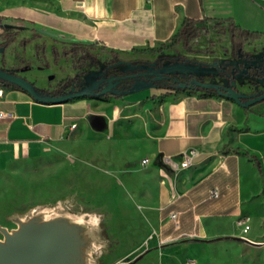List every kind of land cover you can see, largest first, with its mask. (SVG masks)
I'll return each instance as SVG.
<instances>
[{
  "label": "crops",
  "instance_id": "1",
  "mask_svg": "<svg viewBox=\"0 0 264 264\" xmlns=\"http://www.w3.org/2000/svg\"><path fill=\"white\" fill-rule=\"evenodd\" d=\"M234 5L235 0H0V34L2 26H8L4 32L16 38L39 33L117 52H142L173 43L185 19L198 28L229 20L243 28ZM251 31L264 38V32ZM18 73L38 85L27 70ZM2 87L0 163L49 159L73 146L102 160L101 170L110 180L106 200L117 203L125 190L150 208L147 199L153 196L163 223L154 227L155 239L147 241L135 264H188L194 234L243 235L254 241L261 230L256 216L264 202L255 200V192L258 177L264 189V106L242 108L219 94L157 87L49 103ZM190 151L195 156L188 167L174 170L167 163L166 157L180 161ZM76 165V182L93 183L98 165ZM246 167L254 176L249 188ZM131 185L138 189L133 191ZM213 187L219 190L217 198L209 197ZM170 211L178 212V226ZM242 216L250 223L245 233L236 223ZM232 220V229L218 230Z\"/></svg>",
  "mask_w": 264,
  "mask_h": 264
},
{
  "label": "rangeland",
  "instance_id": "2",
  "mask_svg": "<svg viewBox=\"0 0 264 264\" xmlns=\"http://www.w3.org/2000/svg\"><path fill=\"white\" fill-rule=\"evenodd\" d=\"M234 6L235 16L243 28L264 32V0H235ZM215 24L216 22H207L206 26H199V36L187 45L171 42L162 48L156 47L142 52H117L95 43L53 35L42 36L39 33L33 34L31 38H16L13 37V32L6 33L3 30L0 34V45L7 37H12V40L7 47H2L0 68L24 77L36 89L44 91L57 88L58 83L65 78L76 77L80 70L84 72L81 75L80 89L94 91L106 84L104 71L108 65L123 72L135 67L139 70L138 73L153 71L165 75L177 74L181 82L188 85L192 79L222 86H229L233 80L236 89L242 93L258 94L264 91V38L245 43L232 56L229 35L221 29H225L227 23L222 26L221 22ZM52 49L57 51L55 61ZM249 67L255 69V75L249 74ZM25 70L36 79L39 86L32 79L18 73H24ZM137 74L132 83L138 79ZM155 76L156 74L139 79L148 81ZM153 83L157 86L155 80ZM67 92L69 91H64L63 94ZM38 94L44 97L40 92ZM261 106H264V100L251 107ZM234 150L228 149L230 152ZM76 163L98 165L94 167L98 174L93 183L76 182ZM101 168H104L101 159L96 161L89 154H80L73 146L67 147V152L60 156L49 159L0 163V224L8 228L14 227L7 220V215L40 203L61 205V201L73 197L81 208L77 214L83 219L97 216L100 231L102 229V233L110 237L109 252L99 253L100 264L128 263L148 245L147 241L155 239L154 227L163 223L164 215H161L158 206L153 205V196L147 199V204H151L150 208L144 207L140 200H133L129 195L132 193L125 190L121 191L117 203L109 198L106 200L110 180L108 176H104ZM245 169H248L245 174L249 178L245 186L249 188L254 176L249 168ZM133 175L137 177L140 173L135 170ZM257 180L260 184L258 183L259 188L255 192V200L264 202L261 183L263 178L258 177ZM130 188L133 191L138 189L136 185H131ZM262 209L256 216L261 230L254 238L255 242H264ZM234 226L236 225L232 220L221 225L218 230L227 231ZM248 235L250 236V232ZM113 239L117 241L114 242ZM190 240L195 248L193 255L186 259L188 264H264V244L237 241L222 233L194 234ZM131 250L136 251L131 253ZM129 251L131 252L128 253Z\"/></svg>",
  "mask_w": 264,
  "mask_h": 264
},
{
  "label": "water",
  "instance_id": "3",
  "mask_svg": "<svg viewBox=\"0 0 264 264\" xmlns=\"http://www.w3.org/2000/svg\"><path fill=\"white\" fill-rule=\"evenodd\" d=\"M2 50L1 47L0 52ZM154 74L156 76L152 80L139 79ZM137 76L138 79L134 80L128 88L121 89H116L120 77L111 76L98 94H119L128 90L157 87L153 81L162 79L165 74L145 71L139 72ZM0 79L16 85L35 100L49 103H64L87 96L92 92L78 89L54 97H42L31 81L18 74L0 68ZM192 85L204 89H215L219 95L234 101L242 108L264 100V91L258 94L242 93L236 89L233 80L230 81L229 86L197 79H192L189 85L182 82L179 84L180 87ZM67 208L68 210L63 211L62 205L40 203L24 211H15L7 215V220L15 226L8 228L0 224V264H97L96 258L104 246L99 218L97 216L81 218L77 214L80 210L78 203ZM233 238L250 244H263L243 236ZM140 258L141 255H138L126 264H135Z\"/></svg>",
  "mask_w": 264,
  "mask_h": 264
},
{
  "label": "trees",
  "instance_id": "4",
  "mask_svg": "<svg viewBox=\"0 0 264 264\" xmlns=\"http://www.w3.org/2000/svg\"><path fill=\"white\" fill-rule=\"evenodd\" d=\"M218 23H216L215 25H218ZM2 28L4 31L9 29L8 26H2ZM223 31L228 32V34H229L230 54L232 56H235L237 54V51L241 50L242 46L245 43L261 37L260 32L245 30V29L241 28L239 25H236L232 20H229V22L227 23V27L225 29H223ZM199 32H200V30L197 26L194 25V21L189 20V19H185L180 30H179V32L177 34H175L171 38V40L175 44H177L181 41L183 45H187L192 39L196 38L199 35ZM11 40H12V37H9V38L7 37L6 40L4 41V43L2 45H0V47H3V48L7 47ZM51 53L53 56V60L55 61L56 56H57V51L52 49ZM84 64H85V62H84ZM138 71L139 70L134 67L133 69H128L127 71L123 72V71L115 70L112 67V65H108L105 68L104 75L106 77L105 80H107L111 76L120 77L119 81L116 85V89H121L122 87L128 88L131 85V83L133 81V77L136 76ZM248 72L250 75H255V69L253 67H249ZM82 74H84V72L80 70L76 77H73L71 79L65 78L64 80H62L58 83L59 86L57 88L52 89L51 91H44V90H38V89H36V90L38 92H40L45 97L58 96V95L63 94L64 91L78 90L81 87V83H82L81 75ZM178 76L179 75H177V74L165 75L162 79L155 80V83L157 84L158 88H163L166 91H174V92L200 91L205 95H207V94H218L215 89H204V88H200V87L195 86V85L180 87L179 84L181 83V79H179ZM0 85L20 89L16 85L10 84V83L2 80V79H0ZM101 88L102 87L92 91L91 93H89L87 95V97H98V98L107 97L110 93H107L104 95L98 94V91ZM36 101H39V100H36ZM256 165H257L258 170H260V164L257 160H256ZM100 233H101V236H103L105 238V240L107 241V245H106L107 247H105V249H103L101 251L102 254H105V253L109 252L108 243H109L110 237L103 234L102 229H101ZM113 241L116 242L117 239H113ZM96 263H97V258H96Z\"/></svg>",
  "mask_w": 264,
  "mask_h": 264
},
{
  "label": "built area",
  "instance_id": "5",
  "mask_svg": "<svg viewBox=\"0 0 264 264\" xmlns=\"http://www.w3.org/2000/svg\"><path fill=\"white\" fill-rule=\"evenodd\" d=\"M4 95V88L0 85V98ZM7 116H11V113H7ZM75 124H71V128H73ZM194 152L190 151L187 155H184L183 159L180 161H176L174 159L166 157L167 163L170 167L174 170L177 169H184L191 164L192 159L194 158ZM147 159H143L142 163L145 164ZM219 196V190L217 187H213L209 190V197L210 198H217ZM169 218L173 221L175 226L179 225V215L176 211L169 212ZM249 218L247 216H242L237 220V224L242 227V231L245 233L249 229ZM244 237V236H243Z\"/></svg>",
  "mask_w": 264,
  "mask_h": 264
},
{
  "label": "flooded vegetation",
  "instance_id": "6",
  "mask_svg": "<svg viewBox=\"0 0 264 264\" xmlns=\"http://www.w3.org/2000/svg\"><path fill=\"white\" fill-rule=\"evenodd\" d=\"M77 202L73 199V197H70V198H67V199H65V200H63V201H61L60 202V204L63 206V211L64 210H68V208H67V206H75V204H76ZM81 211V208H80V210L78 211V213ZM104 239V246L101 248V251L103 250V249H105V247H107L106 245H107V241L105 240V238H103ZM98 258H99V255L97 256V263L98 264H100V262H99V260H98Z\"/></svg>",
  "mask_w": 264,
  "mask_h": 264
}]
</instances>
